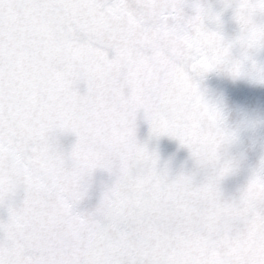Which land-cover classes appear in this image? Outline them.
Here are the masks:
<instances>
[{
  "label": "snow or ice",
  "instance_id": "obj_1",
  "mask_svg": "<svg viewBox=\"0 0 264 264\" xmlns=\"http://www.w3.org/2000/svg\"><path fill=\"white\" fill-rule=\"evenodd\" d=\"M5 4L23 12L29 25L42 20L54 31L57 86L75 97L83 81L88 95L82 99L92 103L32 117L18 110L12 116L0 85V205L19 186L25 191L22 205L9 206L7 222H0V264H117L94 254L105 228L126 227L117 191L131 178L161 179L158 157L136 140L141 110L155 135L178 139L199 164L214 169L194 189L191 177L176 183L178 191L194 192L187 201L194 215L173 207L162 211L159 222L183 227L222 249L217 264H264V159L238 201L223 202L219 182L233 169H217L218 149L231 134L196 79L219 70L264 82V66L246 67L247 51L240 59L231 54L234 44L245 50L264 47V24L254 20L264 15V0H238L234 19L240 34L231 42L205 25L206 19L219 24L218 13L195 3L194 14L186 15L185 0H0V39L9 26ZM94 108L100 114L89 116ZM57 131L75 134L69 154L57 148ZM97 168L114 172L116 183L93 213H80L76 206L86 194L85 178ZM85 240L90 242L86 255L81 253Z\"/></svg>",
  "mask_w": 264,
  "mask_h": 264
},
{
  "label": "water",
  "instance_id": "obj_2",
  "mask_svg": "<svg viewBox=\"0 0 264 264\" xmlns=\"http://www.w3.org/2000/svg\"><path fill=\"white\" fill-rule=\"evenodd\" d=\"M0 85L3 90V103L5 111L15 116L18 110H26L17 88L16 82L12 75L11 69L7 62L3 48L0 43ZM28 115V114H27ZM25 198L23 185L19 186L16 191L10 194L4 204L0 205V222H7L9 218V206L20 207Z\"/></svg>",
  "mask_w": 264,
  "mask_h": 264
},
{
  "label": "clouds",
  "instance_id": "obj_3",
  "mask_svg": "<svg viewBox=\"0 0 264 264\" xmlns=\"http://www.w3.org/2000/svg\"><path fill=\"white\" fill-rule=\"evenodd\" d=\"M246 126L250 128V125H248L247 121H245L243 124L240 125V130H231L226 127L228 132L231 134L230 139L228 140V142L221 144L220 148L226 145L237 143L239 141L241 130L244 129ZM236 164L237 162L235 160H223L222 161L221 156L219 154V159L217 161V169L223 168L225 165H229L232 169H234L236 167Z\"/></svg>",
  "mask_w": 264,
  "mask_h": 264
}]
</instances>
